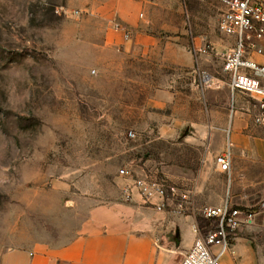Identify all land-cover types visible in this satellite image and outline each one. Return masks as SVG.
<instances>
[{"label":"rangeland","instance_id":"374dc122","mask_svg":"<svg viewBox=\"0 0 264 264\" xmlns=\"http://www.w3.org/2000/svg\"><path fill=\"white\" fill-rule=\"evenodd\" d=\"M222 9L218 0H0V254L68 241L90 209L124 200L122 167L183 191L219 176L229 193L236 167L230 176L206 157L214 132L223 152L233 144V95L223 90L228 109L205 108L190 49L191 34L212 43L200 69L223 78L233 44L219 30ZM237 95L252 107L243 132L263 144L256 101ZM212 110L224 131L209 128Z\"/></svg>","mask_w":264,"mask_h":264},{"label":"crops","instance_id":"0c3cea01","mask_svg":"<svg viewBox=\"0 0 264 264\" xmlns=\"http://www.w3.org/2000/svg\"><path fill=\"white\" fill-rule=\"evenodd\" d=\"M233 42L234 38H231L229 44ZM214 91L202 90L197 98L204 100L206 109H228L222 100L224 91ZM238 96L237 93L234 95L232 106L231 173L233 167L237 170L233 171L228 194L226 180L213 176L212 181H204L188 190L189 210L186 214L176 211L175 203H170V212L177 217L169 215L166 209L157 210L138 195L130 201L124 198L102 204L89 210L68 241L46 239L32 248H10L0 254V264H172L179 261L196 239L192 228L198 221L196 211L206 205H221L227 198L236 206L253 209L256 215L252 224L241 228L233 241V251L221 257L219 264H264V143L243 132L250 124L252 107ZM239 106L246 111L235 110ZM186 109L192 108L188 104ZM210 114L209 128L224 131L225 119L216 117L214 110ZM219 135L218 132L211 134L208 161L223 152L215 144ZM169 225L177 239L166 243L168 235L164 227Z\"/></svg>","mask_w":264,"mask_h":264},{"label":"built area","instance_id":"2783aa9c","mask_svg":"<svg viewBox=\"0 0 264 264\" xmlns=\"http://www.w3.org/2000/svg\"><path fill=\"white\" fill-rule=\"evenodd\" d=\"M222 5L219 30L227 37L234 38L233 45L222 53L223 78L200 69L201 57L212 53L215 48L205 37L191 34V52L197 64L198 85L202 90L221 91L229 88L233 95L244 93L251 96L260 109L256 117L264 120V0H218ZM114 28L122 34L124 40L132 33L122 22L116 21ZM225 78V80H224ZM234 109H232V112ZM130 136H135L130 131ZM215 157L222 172L231 176V146ZM126 180L122 190L123 197L130 201L138 195L145 203L152 204L159 211L166 205L175 203L176 211L182 215L189 210V192L166 184L165 180L146 176L133 177L128 167L119 169ZM200 217L214 228L201 226L199 220L193 224L196 239L192 247L172 264H219L221 257L233 251V241L242 227L250 225L255 219V211L247 207L234 205L227 198L221 205H206L200 211ZM217 248L215 251L214 248Z\"/></svg>","mask_w":264,"mask_h":264}]
</instances>
